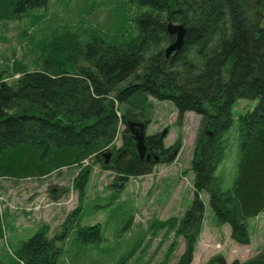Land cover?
I'll use <instances>...</instances> for the list:
<instances>
[{
    "label": "trees",
    "instance_id": "obj_1",
    "mask_svg": "<svg viewBox=\"0 0 264 264\" xmlns=\"http://www.w3.org/2000/svg\"><path fill=\"white\" fill-rule=\"evenodd\" d=\"M48 1L0 0V20ZM131 1L150 10L136 18L138 34L129 43L93 38L81 52L67 54V60L74 61L82 54L89 63L76 71L62 69L61 47L50 49L41 69L15 62L18 69L12 75L18 73V78L13 83L0 79V177L43 178L78 165L74 186L79 205L71 218L82 209L93 162L114 170L121 189L130 177L152 173L157 163L139 156L128 122L149 125L150 98L168 100L179 123L189 111L201 116L191 167L192 204L180 217L159 223L185 240L176 264L193 261L206 211L203 192L209 195L217 223L228 224L231 238L247 245L248 220L264 211V0ZM169 22L183 24L186 33L181 49L166 57V47L175 40L167 30ZM239 100L258 103L239 117L240 158L232 186L224 188L216 172L225 154L223 135L233 125ZM146 143L159 156L162 151L159 162L170 161L173 148L179 147L167 149L157 133L147 136ZM104 150L110 152L108 164ZM85 160L92 163L84 165ZM78 233L84 241L102 240L99 224L79 225ZM64 236L63 231L51 237L49 227L42 226L20 244L15 256L21 264H58L57 243ZM176 245L173 241L163 264ZM0 264H7L1 256ZM208 264H264V251L246 262H228L219 255Z\"/></svg>",
    "mask_w": 264,
    "mask_h": 264
},
{
    "label": "rangeland",
    "instance_id": "obj_2",
    "mask_svg": "<svg viewBox=\"0 0 264 264\" xmlns=\"http://www.w3.org/2000/svg\"><path fill=\"white\" fill-rule=\"evenodd\" d=\"M150 10L131 0H49L45 6L29 8L25 13L0 20V79L13 83L19 76L16 65L30 70L47 65L44 57L60 49L62 69L76 71L89 63L82 54L67 60L73 49L81 52L93 38L107 44L129 43L137 34L136 18ZM60 52V51H59ZM152 121L147 134L167 130L163 142L173 148V158L153 166L150 174L130 177L121 189L114 170L94 163L82 209L68 215L79 205L74 179L79 166H66L47 176L25 178L0 177V256L7 264H21L15 256L20 244L42 226L49 235L65 232L59 246L58 264H163L173 241L177 243L168 264H176L184 252L185 240L159 223L180 217L194 198L192 160L201 128V116L185 113L181 123L173 102L150 98ZM257 100H239L233 108L234 122L223 135L225 154L217 169L224 188L232 186L241 153L239 117L257 105ZM125 126H122L121 130ZM115 144L121 145V135ZM104 153H109L104 150ZM104 159H106L104 157ZM91 164L89 160L84 165ZM191 264H208L216 256L228 262H246L264 251V211L248 220L250 243L239 244L231 238L228 224L219 225L209 201ZM78 218V220H75ZM101 226L102 240L79 239L80 226Z\"/></svg>",
    "mask_w": 264,
    "mask_h": 264
},
{
    "label": "water",
    "instance_id": "obj_3",
    "mask_svg": "<svg viewBox=\"0 0 264 264\" xmlns=\"http://www.w3.org/2000/svg\"><path fill=\"white\" fill-rule=\"evenodd\" d=\"M167 30L170 34L175 35V40L169 44L166 49V57L170 56L172 53L178 52L184 43V36L186 33V28L183 24L180 23H174L169 22L167 24ZM129 131L133 134L135 143H136V149L139 154V156L142 159H146L148 161L153 160L154 162L159 161L160 157L159 155L155 154L153 155L152 152L148 150L147 146V124L144 121H129L128 122ZM167 130H164L161 133V139L164 138ZM103 157H105V164H108L110 162V152L103 153Z\"/></svg>",
    "mask_w": 264,
    "mask_h": 264
},
{
    "label": "flooded vegetation",
    "instance_id": "obj_4",
    "mask_svg": "<svg viewBox=\"0 0 264 264\" xmlns=\"http://www.w3.org/2000/svg\"><path fill=\"white\" fill-rule=\"evenodd\" d=\"M164 146H165V145H164ZM165 147H166V146H165ZM166 148H167V149H169L170 147H166ZM149 151H150V152H152V154H153V155H155V154H156V151H155V150H153V149H151V150H149ZM159 153H160V155L162 156V154H161V153H162V151H159ZM161 156H160V157H161Z\"/></svg>",
    "mask_w": 264,
    "mask_h": 264
}]
</instances>
